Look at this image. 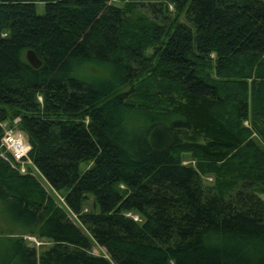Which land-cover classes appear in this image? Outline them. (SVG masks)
<instances>
[{"label": "trees", "instance_id": "16d2710c", "mask_svg": "<svg viewBox=\"0 0 264 264\" xmlns=\"http://www.w3.org/2000/svg\"><path fill=\"white\" fill-rule=\"evenodd\" d=\"M117 1L0 0V122L66 210L0 158V264H264V0Z\"/></svg>", "mask_w": 264, "mask_h": 264}, {"label": "rangeland", "instance_id": "374dc122", "mask_svg": "<svg viewBox=\"0 0 264 264\" xmlns=\"http://www.w3.org/2000/svg\"><path fill=\"white\" fill-rule=\"evenodd\" d=\"M109 2L112 3L115 6H120L122 4V2L117 1V0H109ZM35 12H36L37 15L43 14V5H41V4L35 5ZM94 76L95 77H103V74L99 73L97 70H94ZM243 126L246 127L247 124L243 123ZM248 141H250V143L253 145L254 148H256L257 150H259V151L264 153V143L261 142L258 138L254 137V136H251L250 140H248ZM5 157H6V155L0 149V158H2L4 160ZM181 158H182L181 159V164L184 165V166H192V167H194L196 165V161L194 159H192L189 155H182ZM83 167H85V166H83V165L80 166L81 169ZM11 168L14 169L13 167H11ZM14 170L16 171V168ZM210 171H212V168L211 169L208 168V167H203L202 168V171L200 172V180L203 183V185L211 186V185L214 184L216 177H215L214 173H212ZM16 172L18 174H20L18 171H16ZM20 175H29V176L34 177L37 181H39V183L41 184L42 189L53 200L54 204L57 207L61 208L62 210L66 211L65 207H64V205L62 203L61 196L59 194H56L55 192H53L49 187H47V185L44 183V181L41 179V177L39 175H37V173L33 169H29L28 168L25 173H21ZM222 179H224V178H222ZM259 198L264 201V195H259ZM84 208H85L84 211L87 210V211L96 212V209L93 206V203L91 202L90 198H88L86 200ZM127 215L132 217L135 221L139 220V218H138V216L136 214L130 213V214H127ZM68 216L74 221V223H76L75 217H73L70 214H68ZM5 223L6 222L4 221V219L0 216V246H1L2 242H3V240H4L3 239L4 236H6L7 233H9V230L11 229ZM21 238L25 242L26 246L33 247L35 249V252H36L37 255H39L40 253L45 251L47 249V247H49V245H50V243L46 242V240L38 239L34 235H23V236H21ZM91 252L94 255H100V256H103V257L107 258V255H106L105 251L102 248L96 246L95 244H92Z\"/></svg>", "mask_w": 264, "mask_h": 264}, {"label": "built area", "instance_id": "2783aa9c", "mask_svg": "<svg viewBox=\"0 0 264 264\" xmlns=\"http://www.w3.org/2000/svg\"><path fill=\"white\" fill-rule=\"evenodd\" d=\"M16 122L17 119H14L12 124L14 125ZM0 129L2 131L0 149L6 155L4 160L7 161L11 167L14 169L16 168V171L20 174L25 173L28 168L34 170L27 157L29 145L24 135L15 129V127H10L7 122H0Z\"/></svg>", "mask_w": 264, "mask_h": 264}, {"label": "water", "instance_id": "95a60500", "mask_svg": "<svg viewBox=\"0 0 264 264\" xmlns=\"http://www.w3.org/2000/svg\"><path fill=\"white\" fill-rule=\"evenodd\" d=\"M24 58L31 68L37 69L40 66V61L31 50L25 52ZM147 141L154 152L163 153L172 147L175 142V136L167 126L157 125L150 129Z\"/></svg>", "mask_w": 264, "mask_h": 264}]
</instances>
